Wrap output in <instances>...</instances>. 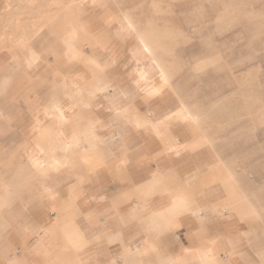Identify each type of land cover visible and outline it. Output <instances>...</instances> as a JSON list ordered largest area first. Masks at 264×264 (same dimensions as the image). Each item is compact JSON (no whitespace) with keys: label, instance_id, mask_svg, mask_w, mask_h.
Masks as SVG:
<instances>
[{"label":"crops","instance_id":"1","mask_svg":"<svg viewBox=\"0 0 264 264\" xmlns=\"http://www.w3.org/2000/svg\"><path fill=\"white\" fill-rule=\"evenodd\" d=\"M98 1L75 48L43 28L0 51V264H264L256 209L208 183L195 126L137 88L136 25Z\"/></svg>","mask_w":264,"mask_h":264},{"label":"rangeland","instance_id":"2","mask_svg":"<svg viewBox=\"0 0 264 264\" xmlns=\"http://www.w3.org/2000/svg\"><path fill=\"white\" fill-rule=\"evenodd\" d=\"M88 2L4 0L0 51L27 44L43 28H54L64 45L65 37L74 30L68 42L75 48L72 39L84 28L73 22L85 3L93 5ZM96 3L114 24L126 15L137 30L164 34L165 51L156 50L154 57L163 61L171 79L164 87L156 83L157 89L161 88L157 97L164 94L168 108L181 101L205 116L200 126L190 127L197 136L191 145L194 149L204 147L213 161L207 166L208 183L219 182L221 188L231 189L242 199L239 188L256 209L260 228L251 243L254 254L264 261V0ZM123 42L131 67L139 64L140 57L133 54L136 37L129 35ZM81 45L91 48L94 43L84 41ZM87 62L93 60L87 58ZM225 166L234 174L238 188L226 182Z\"/></svg>","mask_w":264,"mask_h":264},{"label":"bare ground","instance_id":"3","mask_svg":"<svg viewBox=\"0 0 264 264\" xmlns=\"http://www.w3.org/2000/svg\"><path fill=\"white\" fill-rule=\"evenodd\" d=\"M155 9H157L155 7ZM40 31L37 30L35 34ZM140 39V50L136 54L140 57L139 64L135 65L134 76L138 79L137 88L148 96H155L159 91L155 85L156 83H161L162 86H165L169 83L171 79V73L165 69L164 63L162 60L154 57V52L158 49L165 51L162 44V37L164 34L158 33L154 30H136ZM170 85V84H169ZM168 87V86H167ZM169 111L174 112L178 122L185 124H192L195 127L200 126L204 122L205 116L198 114L195 111H191L188 106H186L181 101H177L171 108H168ZM168 112V110H167ZM162 120V119H161ZM162 123L157 122H148L146 124L147 129L150 131L158 128ZM207 144V140H204ZM225 180L226 182L235 185L237 188V181L234 174L225 166ZM239 196L243 197V193L239 190ZM257 215V212H256ZM229 246V245H228Z\"/></svg>","mask_w":264,"mask_h":264}]
</instances>
